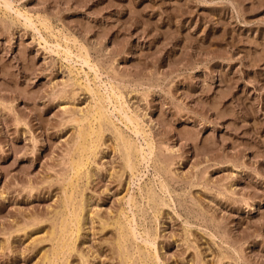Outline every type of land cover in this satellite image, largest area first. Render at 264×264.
<instances>
[{
	"label": "rangeland",
	"instance_id": "374dc122",
	"mask_svg": "<svg viewBox=\"0 0 264 264\" xmlns=\"http://www.w3.org/2000/svg\"><path fill=\"white\" fill-rule=\"evenodd\" d=\"M52 260L264 264V0H0V264Z\"/></svg>",
	"mask_w": 264,
	"mask_h": 264
},
{
	"label": "bare ground",
	"instance_id": "6f19581e",
	"mask_svg": "<svg viewBox=\"0 0 264 264\" xmlns=\"http://www.w3.org/2000/svg\"><path fill=\"white\" fill-rule=\"evenodd\" d=\"M4 10H5V9H4ZM7 10H8V9H7ZM7 13H8V12H7ZM28 19H29V20H32L31 17H28ZM41 22H42V21H41ZM42 23H44L45 25H48V24H46L45 22H42ZM42 23H41V24H42ZM45 25H44V26H45ZM48 26H49V25H48ZM48 26H47V27H48ZM49 27H50V26H49ZM49 27H48V28H49ZM45 28H46V27H45ZM51 32H52V31H51ZM53 33H54V32H52V35H53ZM50 34H51V33H50ZM53 37H54V36H53ZM63 38H64V37H63ZM65 38H66V40H67L68 43L71 42V41H70V42L68 41V40H70V38H69V39H67V37H65ZM62 40H63V39H62ZM66 40H65V41H66ZM75 42H76V41H75ZM73 44H74V43H73ZM60 45H61V44H60ZM65 45H66V43H65ZM66 46H67V45H66ZM68 46H70V45H68ZM79 47H80V46H79ZM81 47H82V45H81ZM81 47H80V48H81ZM83 47H84V46H83ZM77 48H78V47H77ZM80 48H79V49H80ZM72 49H73V48H72ZM81 49H82V48H81ZM81 49H80V50H81ZM84 49H86V48L84 47ZM84 49H83V50H84ZM85 51H86V50H85ZM71 52H72V51H71L70 49H67V48H66L65 53H67V54H71ZM78 52H79V51H78ZM81 53H82V52H81ZM86 54H87V53H86ZM86 60H87V59H86ZM87 86L90 88L89 85H87ZM90 91H91V90H90ZM113 91H114V90H113ZM115 91H116V90H115ZM91 92H92V91H91ZM94 92H95V91H94ZM97 92H98V91H96L95 94H98V93L100 94V92H98V93H97ZM93 95H94V94H93ZM102 95H103V94H101L100 96L98 95V97H97V95H96V97L98 98V100H101V99H99V97L102 98ZM113 95H114V94H113ZM94 97H95V96H94ZM119 97H120V96H119ZM103 98H104V97H103ZM105 98H107V97H105ZM116 98L118 99V97H116ZM108 99H109V98H108ZM120 99H121V98H120ZM95 100H96V99H95ZM104 101H105V100H104ZM108 101H109V100H108ZM117 101H119V100H117ZM120 101H121V100H120ZM120 101H119V102H120ZM95 102H96V101H95ZM98 102H99V101H98ZM100 102H101V101H100ZM102 104H103V102H102ZM102 104H100V105H102ZM119 104H120V103H119ZM98 105H99V104H97V105L95 106V108H96V107L98 108ZM102 107H103V105H102ZM100 108H101V107L99 106V108H98L97 110H93V113H94V111H95V112H96V111L99 112L101 109H103V108H101V109H100ZM120 108H122V107H120ZM92 109H93V108H92ZM99 109H100V110H99ZM98 110H99V111H98ZM103 110H104V109H103ZM103 110H102V111H103ZM102 111H101V112H102ZM103 113H105V112L103 111ZM91 114H92V113H91ZM91 114H90V115H91ZM95 114H96V113H95ZM100 114H102V113H100ZM105 114H107V113H105ZM102 115H104V114H102ZM102 115H101V117H102ZM107 115H108V114H107ZM107 115H106V116H107ZM92 116L94 117L95 115H91V116H90V119H91ZM98 116H100V115H98ZM130 116H131V115H130ZM130 116H129V118H130ZM88 117H89V116H88ZM88 117H87V118L85 117V119H84V118H82V119H84L85 121L89 122V121H88V120H89ZM124 117H125V116H124ZM131 117H132V116H131ZM106 118L108 119V117H106ZM132 118H133V117H132ZM82 119H81V120H82ZM86 119H88V120H86ZM92 119H93V118H92ZM94 119H95V118H94ZM107 119H106V120H107ZM133 119H134V118H133ZM81 120H80V121H81ZM95 120H96V119H95ZM97 120H98V123H99V122H100L99 118H98ZM101 120H102V119H101ZM103 120H105V119L103 118ZM108 120H109V119H108ZM125 120H126V119H125ZM127 120H128V119H127ZM135 120H137V119L135 118ZM135 120H134V121H135ZM75 121H76V120H75ZM91 121H92V120H90V123H91ZM110 121H111V119H110ZM131 121H132V120H131ZM131 121H130V123H133V122H131ZM137 121H138V120H137ZM81 122H84V121L82 120ZM93 122H94V121H93ZM107 122L109 123V121H107ZM128 122H129V120H128ZM138 122H139V121H138ZM138 122H137V123H138ZM96 123H97V122H96ZM102 123H103L104 126H106V124H104L105 122L102 121ZM111 123H112V122H111ZM111 123H110V125H111ZM87 124H88V123H87ZM91 124H92V123H91ZM99 124H100V123H99ZM99 124H98V125H99ZM135 124H136V123H135ZM85 125H86V122H85V124L83 125V127H84ZM88 125H89V124H88ZM92 125H93V124H92ZM94 125H95V124H94ZM94 125H93V126H94ZM107 125H108V124H107ZM112 125H113V124H112ZM138 125H139V124H138ZM86 126H87V125H86ZM99 126L101 127V125H99ZM127 126H129V125L127 124ZM100 127H99V128H100ZM107 127H108V126H107ZM111 127H112V126H111ZM142 127H143V126H142ZM81 128H82V126H81ZM81 128H80L79 130H81ZM93 128H94V127H93ZM95 128L98 129V126L95 127ZM95 128H94V129H95ZM101 128H102V127H101ZM103 128H104V127H103ZM113 128L116 129L115 127H113ZM84 129H85V127H84ZM84 129L81 130L80 132L78 131V133H79V138H80V139L76 138V139H78L77 142L80 141V140H81V141L85 140L86 137H87V133H88V135H89V132L86 133V131H85ZM88 129H89V128H88ZM94 129L92 130V128H90V130H92V133H93V131H94V132L96 131V130H94ZM110 129H111V128H110ZM110 129H109V130H110ZM118 129H119V128H118ZM118 129L113 130V132L115 131L114 134L118 132V131H117ZM86 130H87V129H86ZM111 130H112V129H111ZM142 130H143V129H142ZM100 131H101V129H100L99 131H96V132H97V133H98V132L100 133ZM104 131H105V130H104ZM116 131H117V132H116ZM102 132H103V131H102ZM102 132H101V133H102ZM143 132H144V130H143ZM101 133H100V134H101ZM119 133H120V129H119ZM138 133H139V132H138ZM138 133H137V135H138ZM145 134H146V133H145ZM95 135H97V134H94V136H95ZM101 135H102V134H101ZM122 135H123V133H122ZM140 135H141V134H140ZM94 136H93V137H94ZM115 136H116V135H115ZM91 137H92V136H91ZM98 137H99V136H98ZM116 137H117V136H116ZM145 137H147V139H148V138H149V137H148V134H147V136L145 135ZM89 138H90V137H89ZM117 138H119V137H117ZM121 138H122V136H121ZM97 139H100V138H97ZM97 139H95V140L97 141ZM86 140H87V139H86ZM149 140H150V138H149ZM89 141H90V139H89ZM119 141H120V140L118 139V143H119ZM122 141H124V139H123ZM84 142H85V141H84ZM86 142H87V141H86ZM93 142H94V140H93ZM97 142H99V140H98ZM127 142H128V144L124 143V146H125V144H126V147H124V148H126V149H127V152H128V155H126V156H128V157H127V160H126V159H125V160H126L127 163H129L128 161L131 160V159H130V156H131V154H130V150H131V147H134V146H131V145H133V144H132L133 141H131V145H129V143H130L129 140H128ZM147 142H148V140H147ZM82 143H83V142H81L80 144H82ZM91 143H92V141H91ZM91 143H90V144H91ZM95 143H96V142H95ZM122 143H123V142H122ZM151 143H152V142L150 141V144H151ZM75 144H76V143H75ZM80 144H78V145L76 144V145L79 146V148H80ZM83 144H85V143H83ZM92 144H94V143H92ZM153 144H154V143H153ZM77 146H76V147H77ZM81 146H83V145H81ZM88 146H89V145H88ZM120 146L123 147L122 144H121ZM135 146H136V144H135ZM148 146H149V144H148ZM151 146H153V145L151 144L149 147H151ZM90 147H91V146H90ZM94 147H95V146H93L92 148H94ZM137 147H138V146H137ZM153 147H154V146H153ZM79 148H78V149H79ZM85 148H86V147H85ZM135 148H136V147H135ZM88 149H89V148H88ZM122 149H123V148H122ZM126 149H125V150H126ZM76 150H77V149H76ZM76 150H75V152H77V154L79 155V153H78L79 150H78V151H76ZM135 150L137 151V149H135ZM142 150H143V149H142ZM142 150H141V153H142ZM152 150H153V149H152V147H151L149 153L147 152L148 155H143L144 158H146V159L148 160V156H151V155L153 154V151H152ZM82 151H83V150H82ZM85 151H86V150H85ZM85 151H84V153L87 152V151H86V152H85ZM88 151H89V153L92 154V151L90 152V149H89ZM123 151H124V150H123ZM144 151H145V149H144ZM146 151H148V150H146ZM94 152H95V151H94ZM127 152H126V153H127ZM137 152L139 153V148H138V151H137ZM133 153H134V152H133ZM143 153H144V152H143ZM145 153H146V152H145ZM145 153H144V154H145ZM147 153H146V154H147ZM74 154H76V153H74ZM77 154H76V155H77ZM80 154H82V153H80ZM124 154H125V153H124ZM134 154H135V153H134ZM136 154H137V153H136ZM78 155H77V156H78ZM89 155H90V154H87V156H89ZM92 155H93V154H92ZM94 155H95V153H94ZM94 155H93V156H94ZM139 155H140V154H139ZM90 156H91V155H90ZM152 156H153V155H152ZM72 157H73V156H72ZM80 157H81V156H80ZM80 157H79V158H80ZM85 157H86V155H85ZM140 157H142V156H140ZM140 157H139V158H140ZM77 158H78V157H77ZM81 158H82V157H81ZM136 158H137V160H139L138 157H136ZM82 159H83V158H82ZM88 159H89V158H88ZM133 159H134V158H133ZM149 159H150V158H149ZM78 160H80V159H78ZM83 160H85V159H83ZM83 160H82V163H81L80 161H78V162H80L81 164H83V163H84ZM89 160H90V159H89ZM134 160H135V159H134ZM134 160H133V161H134ZM87 161H88V160L86 159L85 163H86ZM140 161L142 162V160H140ZM71 162H72V160H71ZM76 162H77V159H76ZM141 162L138 161V163H141ZM127 163H126V165H127ZM130 163H131V162H130ZM130 163H129V164H130ZM134 163H135V162H134ZM138 163H136V167H137V164H138ZM72 164H74V163H72ZM72 164H71V165H72ZM75 164H76V163H75ZM81 164H80V166H81ZM87 164H88V163H87ZM131 164H132V163H131ZM73 166H74V165H72V167H73ZM77 166H78V165H75V166L73 167L72 171H73ZM80 166H79V167H80ZM72 167H71V168H72ZM85 167H86V166H85ZM128 167H129V166H128ZM128 167H127V168H128ZM130 167H131V165H130ZM136 167H134V169H135ZM77 168H78V167H77ZM131 168H132V170H133V167H131ZM84 169H85V168H84ZM76 170H77V169H76ZM134 171H135V170H134ZM73 172H74V171H73ZM80 172H81V171H80ZM132 172H133V171H132ZM132 172H131V173H132ZM82 173H83V172H82ZM134 173H135V172H134ZM134 173H133V174H134ZM136 173H137V172H136ZM136 173H135V174H136ZM77 174H78V172H77ZM75 175H76V173H74V175H73V177H72L73 179H74V176H75ZM78 175H79V174H78ZM157 175H158V174H157ZM79 176H81V175H79ZM75 177H76V176H75ZM76 178H77V177H76ZM78 178H79V177H78ZM70 182H71V180H70ZM71 183H72V182H71ZM74 183H75V182H74ZM161 184L163 185V183H161ZM69 185H70L71 188H73V187L71 186L70 183H69ZM72 185H73V184H72ZM75 185H76V184H75ZM162 185H161V187H162ZM163 186H164V185H163ZM165 187H166V186H165ZM165 187H164V188H165ZM147 188H149V187H147ZM151 188H152V187H151ZM165 189H166V188H165ZM68 190H69V188L67 189V191H68ZM73 190L75 191L74 188H73ZM166 190H167V189H166ZM69 191H70V190H69ZM71 191H72V190H71ZM71 191H70V192H71ZM74 191L70 193L71 195L68 193V194L70 195V196H69V195H68V196L71 197L70 199H72V196H73L72 193H75ZM145 191H146V190H144V192H145ZM148 191H149V190H148ZM148 191H147V192H148ZM151 191H152V189H151ZM76 192H77V191H76ZM141 192H142V191H141ZM147 192H146V193H147ZM148 193H149V192H148ZM65 194H67V193H65ZM152 194H153V193H152ZM143 195H144V194H143ZM146 196H147V195H146ZM146 196H145V197H146ZM148 196H149V195H148ZM153 196H154V194H153ZM76 197H77V196H76ZM133 197H134V196H133ZM133 197H131V201L134 200ZM66 198L68 199V197H65V199H66ZM132 198H133V199H132ZM67 199H66V200H67ZM73 199H74V198H73ZM68 200H69V199H68ZM76 200H77V198H76ZM135 200H136V199H135ZM136 201H137V200H136ZM64 202H65V201H64ZM66 202H67V201H66ZM69 202H71V200H69ZM69 202L67 203L68 205L66 204L68 207L70 206V203H69ZM75 202H76V201H75ZM75 202H72V203L74 204ZM155 202H156V201H155ZM72 203H71V206H74V205H72ZM77 203H78V202H77ZM64 204H65V203H64ZM75 205H76V204H75ZM135 205H136V204H135ZM63 206H65V205H63ZM67 206H65V207H67ZM71 206H70V207H71ZM78 206H79V204H78ZM68 207H67V209H68ZM76 207H77V206H76ZM76 207H75V208H76ZM75 208H74V209H75ZM80 208H82V207L80 206ZM76 209H77V208H76ZM65 210H66V208H65ZM69 210H70V209H69ZM69 210H68V211H69ZM71 210H72V209H71ZM81 210H82V209H81ZM73 211H74V210H73ZM77 211L79 212V210H77ZM77 211H76V212H77ZM70 212H71V211H70ZM81 213H82V212H81ZM63 214H64V213H63ZM68 214H69V212H68ZM71 214L73 215L72 212H71ZM69 215H70V214H69ZM75 215L77 216V213H76ZM78 215H79V214H78ZM65 216H66V214H65ZM70 217H71V215H70ZM73 217H74V216H73ZM78 217H80V216H78ZM65 218H67V217H64V215H63V219H65ZM69 219H70V218H69ZM73 219H74V218H73ZM76 219H78V218L76 217ZM74 220H75V219H74ZM60 221H61V219H60ZM71 221H72V220H71ZM75 221H76V220H75ZM64 222H65V223H64L63 225H65L66 223H68L67 219H66V221L64 220ZM62 223H63V221H62ZM76 223H77V222H76ZM73 224H74V223H73ZM63 225H62V226H63ZM68 225H69V224H68ZM78 227H79V226H78ZM121 227H122V226H121ZM121 227H120V228H121ZM123 227H124V225H123ZM61 228H64V229H62L63 232H64V230H65L66 228H68V227H66V226L64 227V226H63V227H61ZM124 228H125V227H124ZM62 230H61V232H62ZM67 230H68V229H67ZM123 230H124V229H123ZM70 231H71V230H70ZM120 231H121V230H120ZM124 231H125V230H124ZM61 232H60V233H61ZM72 232H73V231H72ZM122 232H123V231H121V234H122ZM65 233H67V232H65ZM68 233H69V232H68ZM58 234H59V233H58ZM61 234H64V233H61ZM121 234H120V235H121ZM123 234H124V232H123ZM65 235H66V234H65ZM65 235H64V236H65ZM68 235H70V234H68ZM120 235H119V236H120ZM124 235H125V234H124ZM124 235H123V236H124ZM146 235H147V234H146ZM128 236H129V235H128ZM55 237H56V236H55ZM60 237H62V236H60ZM120 237H121V236H120ZM126 237H127V236H126ZM62 238H63V237H62ZM62 238H61V239H62ZM65 238H66V237H65ZM68 239H69V238H68ZM124 239H126V238H124ZM128 239H129V237H128ZM128 239H127V240H128ZM58 240H60V239H58ZM64 240H65V239H64ZM64 240H63V242L61 241L63 244H64ZM66 241H67V238H66ZM66 241H65V243H66ZM69 241H70V240H69ZM121 241H122V240H121ZM61 242H59V245H60ZM71 242H72V241H71ZM71 242H70L69 245H71ZM119 242H120V241H119ZM57 243H58V241H57ZM68 243H69V242H68ZM121 243H122V242H120L119 244H121ZM63 244H61V246H65V245H67V244H65V245H63ZM59 245H56V249H58L57 247H58ZM69 245H68V246H69ZM61 246H59V247H61ZM126 246H127V245H126ZM126 246H125V247H126ZM70 248H71V247H70ZM54 249H55V248H54ZM127 249H128V248H127ZM60 250H63V248H62V249L60 248ZM60 250H56V251H57V252L59 251V253H61ZM140 251H141V250H140ZM143 251H144V250H143ZM57 252H54V253L56 254ZM59 253H58V254H59ZM123 253H124V252H123ZM55 254H54L55 257L58 256V255H55ZM128 255H129V254H128ZM145 255H146V254H145ZM52 256H53V254H52ZM54 256H53V257H54ZM149 256H150V255H149ZM144 257H145V256H144ZM146 257H147V256H146ZM46 258H47V257H46ZM57 258H58V257H57ZM140 258H142V256H141ZM44 259H45V258H44ZM47 259H49V257H48ZM45 260H46V259H45ZM45 260H44V261H45ZM54 260H55V259H54ZM130 260H131V259H130ZM147 260H148V259H147ZM52 261H53V260H52ZM56 262H57V261H56ZM145 262H147V261L145 260ZM149 262H150V261H149ZM43 263H44V262H43ZM45 263H46V262H45ZM142 263H143V260H142ZM46 264H47V263H46ZM53 264H54V261H53Z\"/></svg>",
	"mask_w": 264,
	"mask_h": 264
}]
</instances>
